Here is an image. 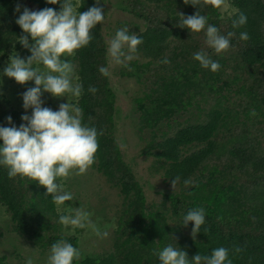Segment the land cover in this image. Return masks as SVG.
<instances>
[{"label":"trees","instance_id":"1","mask_svg":"<svg viewBox=\"0 0 264 264\" xmlns=\"http://www.w3.org/2000/svg\"><path fill=\"white\" fill-rule=\"evenodd\" d=\"M224 2L100 0L105 19L92 30L93 39L73 55L62 57L74 66L72 83L83 85L82 95L53 97L44 93L43 106L58 110L61 103L74 104L81 109L82 122L103 133L98 136L99 147L89 167L122 198L119 209L112 210V218L105 217L109 213L99 214L105 221L98 224L91 219L101 232L114 220L108 247L94 250L97 252L82 248L80 237L87 227H76L71 233L72 226L59 222V216L67 212L60 211L45 187L28 177L9 178L3 166L0 206L8 219L0 224V237L4 238L9 225L18 237L40 249L41 259H48L54 243L66 241L81 253L74 264H160L157 253L169 244L187 251L190 260L224 247L229 249L232 264H264V0H226L230 8L223 10ZM73 4L77 12L97 6L96 0H73ZM24 7L59 11L61 3L0 0V67L9 51H21L20 58L25 60L31 53L20 38L27 35L30 44L34 41L15 23ZM197 12L221 35L235 33L226 51L215 53L207 45L204 31L191 33L178 26L179 13L190 16ZM108 13L124 16L117 19L115 33L127 27L129 34L134 32L143 39L133 56L146 61L134 58L118 71L122 80H135L141 87V95L132 101L133 109L128 112L133 114V131L141 144L134 162L150 160L152 172L161 174L163 184L179 177L175 190L143 185L135 163H129L122 151L120 142L128 140L119 135L122 112L107 52ZM241 13L247 16V23L233 28V20ZM242 32H247V41L239 38ZM198 52L208 54L220 68L215 72L203 68L193 58ZM35 67L47 70L43 65ZM100 67H107L109 75H102ZM14 82L5 84L0 75V125L6 127L11 126L8 116L18 127L22 115H31L8 96L6 86L17 92L11 85ZM90 85L98 90L95 94L88 91ZM81 175L73 172L58 182L64 181L68 189L69 184L82 183ZM185 180L191 183L185 185ZM147 189L161 195L162 202L150 201ZM69 205L71 201L64 204ZM201 207L206 221L196 237L189 239L183 228L192 233L194 225L184 226L183 217ZM18 262L25 263L22 258ZM0 264H8L6 256H0Z\"/></svg>","mask_w":264,"mask_h":264},{"label":"clouds","instance_id":"2","mask_svg":"<svg viewBox=\"0 0 264 264\" xmlns=\"http://www.w3.org/2000/svg\"><path fill=\"white\" fill-rule=\"evenodd\" d=\"M46 2L53 5L61 3V8L59 11L51 7L33 11L24 7L15 21L24 33L30 34L34 43H29L27 35L20 38V43L29 49L31 55L25 60L13 54L3 75L21 85L34 81L35 86L22 94L25 113L31 109V115H22L23 123L18 127L11 116L7 117L10 127L0 125V166L7 168L9 178L20 175L38 182L46 188V195L51 194L53 203L59 206L73 200V195L58 180L69 177L73 172H86L94 162L99 147L98 136L103 133L82 122L80 107L61 103L58 110H52L43 106L42 96L44 93H50L53 97L82 95L83 85L72 83L74 66L62 57L71 56L76 50L87 46L93 39L92 30L103 23L105 15L103 8L98 6L100 0H96L97 6L86 12H77L73 0ZM213 3L218 4L219 0H213ZM192 5L196 7L195 3ZM17 11L20 12L19 5ZM179 15L181 19L178 26L189 29L191 33L204 31L207 45L215 53L220 54L230 47V38L235 35L234 32H229L227 36L221 35L219 29L207 24V18L199 12L190 16L183 13ZM246 23L247 16L241 13L233 20L232 26L238 28ZM239 38L247 41L249 36L247 32H242ZM142 43V37L134 32L129 34L125 27L116 31L107 52L116 64H123L134 59L133 53ZM193 58L203 68L213 72L220 68V64L205 52L195 53ZM163 62L168 63L167 59ZM34 64L43 65L47 71H41ZM99 72L104 76L109 75L107 67H100ZM88 91L95 94L98 90L90 85ZM179 179L175 177L171 180L174 190ZM190 183V180L184 181L185 185ZM90 216L91 213L81 207L69 214H61L59 222L73 228L91 227L97 236L106 237L108 233L96 228ZM205 221V210L202 207L189 210L183 217L184 226L190 222L194 225L193 238ZM157 256L160 264H232L228 258L229 249L224 247L213 249L209 255L196 254L190 260L187 251L169 244L158 251ZM80 257L81 253L71 243L59 241L51 246L48 264H74ZM26 264H33V260L28 258Z\"/></svg>","mask_w":264,"mask_h":264},{"label":"rangeland","instance_id":"3","mask_svg":"<svg viewBox=\"0 0 264 264\" xmlns=\"http://www.w3.org/2000/svg\"><path fill=\"white\" fill-rule=\"evenodd\" d=\"M223 10L226 8H230L225 0L223 3ZM111 15L108 20V29H107V41L108 43L110 40L115 36V29H116V22L117 19H122L124 16L122 15H116L115 13H108ZM116 15V17H112ZM113 23H114V28H113ZM13 54H17L19 57L22 56V52H18L17 50L14 51H9L7 53V58L3 62L2 67H0V75H2V80L3 82L5 81L6 83H12V78H8L7 76L3 75V70L5 67H7L9 60L8 56H12ZM31 55V53H30ZM27 55V58L30 56ZM134 58L139 59V61L143 62L146 61L144 58H141L138 55H135ZM111 65V72L113 75V86L118 94V107L121 108V122L119 123L120 126V132L119 135L126 136V139L128 142H120L121 143V148L125 154V157L129 163L133 165L135 163V170L139 174L140 179L143 182V185H153L158 189H164V188H172V184L167 181L165 184H163V179L161 177L160 173H153L152 172V162L150 160L147 161V159L144 158H138L136 162L135 160V155L137 152L140 151V141L138 137H136V133L133 131L132 127V122L131 118L133 117V114H129V110L133 109V103L132 101L141 95V87L139 84L132 79L129 78H124L123 80L118 77V71L122 67L123 64H116L113 59L110 60ZM36 64L33 66L35 67ZM47 71V70H46ZM123 81V82H122ZM14 86L17 90V92H14L11 88L7 87V93L8 96L13 99L16 103L20 104V106H23V100H22V94L30 87H34V81H28L26 84H19L16 81L11 84ZM113 88V87H112ZM43 99V96H42ZM24 109V108H23ZM57 110V109H55ZM27 111L30 112L31 114V109H28ZM130 136L132 139H130ZM135 136V137H133ZM87 172L83 173L79 177V181L82 180L81 184H74L71 185L69 184V187L65 188V182L62 181L60 182L64 189L66 191H69L73 195V200H71V205L69 206H64V205H59V209L61 212H67L69 214L72 212V210L76 208H86L92 210L90 220L92 218H95L94 221L98 224L99 222L101 223L102 221H105V219L100 216L98 217L99 214H108L105 217L107 220L109 218H112V210L116 211L120 207V203L122 198H120L119 191L111 187V185L106 182V180L101 176V174L94 168L88 167L86 170ZM136 173V174H137ZM71 176V175H70ZM69 176V177H70ZM67 177V178H69ZM139 178V177H138ZM66 178H63L65 180ZM79 185V186H77ZM177 188V185L175 186V189ZM147 189V194L148 198L150 201L155 202V203H161L163 198L159 194H155L151 191H148ZM76 201V203L74 202ZM103 207V208H102ZM110 211V212H109ZM8 219L7 215L5 214V210L3 207L0 206V224ZM111 223L105 226L108 228L106 232L108 235L106 237H101L97 236L95 231L92 230L91 227L85 228V233L82 235L83 238L80 240V243L82 245V248L89 250V252H97L94 250H102L104 246H106L109 243L110 236H111V230L113 229V219H110ZM172 223V222H171ZM107 224V223H106ZM9 230H4V238L0 237V256H6L7 263L8 264H23L18 262L19 258H22V260L25 262L28 258H31L33 260V264H48V259H41V253L40 249H37L34 247L29 241L22 237H18L13 231L10 230L9 225H6ZM99 229V227H96ZM111 229V230H110ZM100 230V229H99ZM73 230L71 233H73ZM101 231V230H100ZM67 232V230H66ZM183 233L186 235L189 239H192V233L186 228H183ZM16 237V240H13V238ZM27 243L29 245H27ZM108 247V246H106ZM39 250V251H38ZM13 252H16L13 254Z\"/></svg>","mask_w":264,"mask_h":264}]
</instances>
